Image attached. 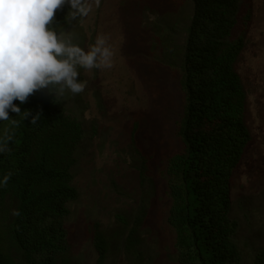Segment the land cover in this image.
<instances>
[{
    "label": "trees",
    "instance_id": "16d2710c",
    "mask_svg": "<svg viewBox=\"0 0 264 264\" xmlns=\"http://www.w3.org/2000/svg\"><path fill=\"white\" fill-rule=\"evenodd\" d=\"M244 2L181 0L188 13H155L151 20L144 14L152 58L172 78L168 95L157 97L170 139L149 155L138 146L133 124L127 158L120 159L138 176L141 195L133 208L117 210L110 225L93 223L96 264H155L146 239L150 198L157 194L153 169L163 186L158 214L173 236L176 264H246L231 197L233 176L253 142L248 93L237 69L250 22ZM70 11L67 3L57 10L52 27L58 34L75 28ZM64 98L42 89L24 104L14 101L21 113L9 110L10 119L0 121V140L6 131L12 137L10 151L0 153V264H83L72 252L66 224L69 204L80 199L74 167L87 135L96 137L98 129L93 122L86 132ZM110 184L125 197L123 187ZM253 264H264V249Z\"/></svg>",
    "mask_w": 264,
    "mask_h": 264
},
{
    "label": "rangeland",
    "instance_id": "374dc122",
    "mask_svg": "<svg viewBox=\"0 0 264 264\" xmlns=\"http://www.w3.org/2000/svg\"><path fill=\"white\" fill-rule=\"evenodd\" d=\"M180 3L181 0H100L99 7L93 4L88 17L73 20L75 28L69 33L73 43H84L87 50L102 34L114 52L111 69H82L84 91L64 95L68 109L80 114L86 132L93 122L98 129L96 137L87 135L74 167L73 185L80 199L69 204L66 224L72 252L83 264L97 261L93 223L110 225L117 210L133 208L141 195L138 176L120 159L127 158L133 124L138 125V146L149 155H155L157 148L170 139L169 129L161 124L162 103L157 97L168 95L172 78L152 58V35L143 17L146 13L153 19L155 13H188ZM244 3L250 22L237 69L248 93L247 119L253 142L233 176L231 197L232 216L240 225L238 243L246 264H253L256 254L264 249V221L258 222L264 218V0ZM151 174L157 194L150 198L146 239L153 249L155 264H176L173 236L161 225L158 214L162 211L163 186L159 185L155 169ZM111 180L123 187L125 197L117 195Z\"/></svg>",
    "mask_w": 264,
    "mask_h": 264
},
{
    "label": "clouds",
    "instance_id": "9594fccd",
    "mask_svg": "<svg viewBox=\"0 0 264 264\" xmlns=\"http://www.w3.org/2000/svg\"><path fill=\"white\" fill-rule=\"evenodd\" d=\"M70 4L67 18L88 17L100 0H0V121L9 120V110L21 113V104L35 92L48 89L55 97L66 92L80 94L86 82L78 80V68L105 70L114 66L108 38L98 34L87 50L72 42L69 34L52 27L57 10ZM153 19L150 13H146ZM31 113L27 111L25 119ZM38 113L31 120L36 123ZM18 122L13 120V124ZM11 135L0 140V153L9 152ZM11 174L3 178L6 185ZM13 215H20L13 210Z\"/></svg>",
    "mask_w": 264,
    "mask_h": 264
}]
</instances>
